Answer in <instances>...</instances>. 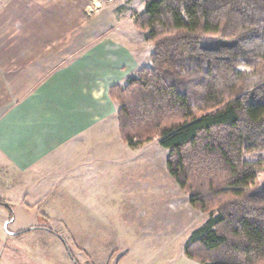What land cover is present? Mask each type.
<instances>
[{
    "label": "rangeland",
    "instance_id": "374dc122",
    "mask_svg": "<svg viewBox=\"0 0 264 264\" xmlns=\"http://www.w3.org/2000/svg\"><path fill=\"white\" fill-rule=\"evenodd\" d=\"M145 1L0 0V20L7 18L6 25L9 24L6 33L0 35L3 77L13 84L20 75L26 74L30 93L34 94L37 89L39 94L40 87L51 83L62 71L81 70L78 83H71L78 91L75 99L79 95L92 101L90 106L83 105L86 112L92 109L91 123L98 118L95 105L100 106L101 115L107 118L105 152L101 151L100 161L94 162L92 155L89 159L101 168L103 175L97 176L100 181L108 179L103 185V194L96 193L99 196L90 193L94 196L88 197L89 192H79L80 189L75 193L63 191L62 196L53 193L61 209L66 199L78 203L72 199L80 197L85 206L89 205L85 200L92 201L89 206L95 214L100 212L98 219L103 226L86 233L74 226L81 224L84 217L67 216L62 211L51 218L42 217L38 210L29 209L17 193L20 184H16L24 176L12 164L0 163V200L13 208V216L5 221L9 212L0 206V264H19L26 256L36 264H203L193 254L186 253V248L192 233L207 222L210 213L192 207L187 192L169 174L166 166L169 154L160 146L157 133L150 132L143 141L135 137L133 144L124 139L118 120L119 108L110 97V89L125 84L128 77L151 64L153 45L134 24L135 16L144 10ZM240 69L248 68L243 64ZM63 106L48 107L52 108L51 112L61 113ZM138 106L134 101L129 106L130 115L134 114L135 119L143 115ZM76 141L74 150L60 145L52 151L44 149L42 137L31 141L42 172L30 169L26 177L28 182H33V178L45 182L44 187L32 185L37 193L46 192L42 205L52 197V188L61 191L66 185L65 182L54 186V175L80 176L86 171L87 177L92 176L91 167L86 170L82 164L83 152L88 146H83L81 137ZM111 178L121 180L124 193ZM131 181L137 183L132 193L128 186ZM89 186L93 185L89 183ZM10 188L12 191L15 188L14 193L3 195ZM30 189L28 186L25 191ZM114 192L117 193L114 195ZM101 196L104 197L101 199ZM28 222L35 225L34 230L27 227V233L12 236V232L25 228ZM36 225L55 229L58 235L37 229Z\"/></svg>",
    "mask_w": 264,
    "mask_h": 264
},
{
    "label": "trees",
    "instance_id": "16d2710c",
    "mask_svg": "<svg viewBox=\"0 0 264 264\" xmlns=\"http://www.w3.org/2000/svg\"><path fill=\"white\" fill-rule=\"evenodd\" d=\"M134 24L153 51L110 89L124 139L157 133L169 174L210 213L186 253L264 264V0H146Z\"/></svg>",
    "mask_w": 264,
    "mask_h": 264
},
{
    "label": "crops",
    "instance_id": "0c3cea01",
    "mask_svg": "<svg viewBox=\"0 0 264 264\" xmlns=\"http://www.w3.org/2000/svg\"><path fill=\"white\" fill-rule=\"evenodd\" d=\"M29 2L30 5L33 4V2L31 1ZM7 23V18H5L4 21L0 20V35L4 31L6 33V27L9 26V24L6 25ZM78 71L81 72V70H78L77 68H74L71 71H62V74L55 76L51 83L47 82L45 85H42L40 87L41 92L39 94L37 92V89L35 93L32 94L30 93V81H28L26 78V76L28 75H20L16 80L14 79L15 82L12 84L10 81L5 80V78L3 77L4 71L2 68V64L0 65V163H9L10 165L12 164L19 171V173L24 176L22 177V182L18 181L16 184H20V188L19 191L17 190V193L19 194L18 198L21 199L27 207L29 206V209L34 208L38 210V213L41 214L42 217L45 215L51 218L53 216L60 215L61 211L66 213L67 216H79L82 218L84 217L81 224L76 223L77 225L74 226L81 227V231L89 233L93 230L98 231L99 228L103 226V224L98 219V216H100V212L95 214L92 208L89 206L92 204V201L85 200L89 203L88 206H85L83 205L84 200L80 197L72 199L79 201L78 203H72L66 199L67 203H65L64 205L61 204L63 206V209H61L53 198V193H55L57 196H59V194L62 196L63 191L66 192V190H71V192L74 193L79 189V192L88 191V197L94 196L90 193H93L95 195L97 192L99 194H103V185L106 180H108L103 179L100 181V178H98L97 176L99 174L100 176L103 175L101 172V168L97 164L94 165L93 161L90 162L89 159L90 155H92L94 162L95 160L100 161L101 151L103 152V154L105 152L104 149L106 148V146L103 142L106 139L105 137L107 133L104 129V121L107 118L104 115H101L102 113H100V106L95 105V108H93L96 114H98V118L94 119L95 121L91 123L92 109H89V111L86 112L83 105L85 104L87 106H90L92 101L88 97L79 95H77L75 99L74 94H76L78 91L76 92L75 87L73 88L72 85L75 82L78 83V81L80 80L81 76L80 72ZM44 86L45 88H43ZM70 91H72L73 94H69ZM58 94L62 95V97ZM52 104H65V106H63L61 113H57L51 112L52 108L48 107ZM37 137L43 138L42 145H44V149H47L48 151L53 149L55 146L60 145L62 147L67 146L68 149H73V147H77L78 145L76 139L81 137L82 141H84L83 146H88L85 152H83V155H85H82V164L86 166V170H89L91 167V171H93L92 174L90 173L92 175H90L91 177L86 176V171L84 172L85 175L80 174V176L68 175L64 177H56L54 175V186H60L65 182L66 185H64V188H62L61 191H54V189L52 188V197L45 201L46 203L43 205L42 201L44 200V195L46 192L39 194V191L37 193L36 190L32 188V185L37 184L44 187L45 182L42 183L40 180L34 181V178L33 182H28L29 180L26 177V174L30 169H36V171H38L39 173L42 172V168L37 166L41 165V163L36 159L35 151H32V148L30 146L31 141H36ZM69 141H73V143ZM65 143L68 144L64 146ZM77 177L79 178V180L75 179ZM92 180H94L95 183H93ZM112 181L113 184L118 185L121 192L124 193L121 180L114 179ZM89 183L93 186L90 187ZM24 185L25 187L23 189ZM81 185H87L88 188L83 189ZM28 186L31 189L29 191H25V188H27ZM128 186L129 192L132 193L137 186V183L131 181L129 182ZM14 191H12L10 188L8 192L3 193V195L9 196L10 194L14 193ZM116 193L117 192H114V195ZM103 197L104 196H101V199ZM112 199H114V196L110 200ZM4 209L6 208L4 207ZM6 210L9 212V214H6V216L4 217L5 221L10 217V211L8 209ZM94 217L96 219H92ZM7 225H10V222H8ZM33 226L35 227V225H32L28 222L25 228L24 226H22V229H20V231H15L17 233L12 232V236L19 235V233L24 231H28L26 228H30ZM39 226L40 225H36V228L44 229L45 231L48 230L50 233L57 234V230L55 229H50V227L42 228ZM34 227L31 230H34ZM59 259L61 261V257H59ZM19 264H36V261L30 256H26L21 262H19Z\"/></svg>",
    "mask_w": 264,
    "mask_h": 264
},
{
    "label": "water",
    "instance_id": "95a60500",
    "mask_svg": "<svg viewBox=\"0 0 264 264\" xmlns=\"http://www.w3.org/2000/svg\"><path fill=\"white\" fill-rule=\"evenodd\" d=\"M13 221V217H12V220L10 221V222H12ZM7 227V226H6ZM70 253V252H69ZM70 256H71V253H70Z\"/></svg>",
    "mask_w": 264,
    "mask_h": 264
}]
</instances>
